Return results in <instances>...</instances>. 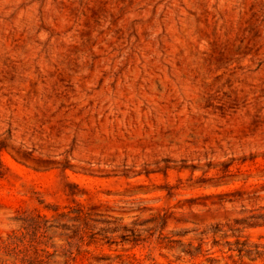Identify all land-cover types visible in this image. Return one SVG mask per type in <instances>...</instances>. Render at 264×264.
<instances>
[{"label":"rangeland","instance_id":"obj_1","mask_svg":"<svg viewBox=\"0 0 264 264\" xmlns=\"http://www.w3.org/2000/svg\"><path fill=\"white\" fill-rule=\"evenodd\" d=\"M263 214L264 0H0L1 239L264 264L227 252L264 245Z\"/></svg>","mask_w":264,"mask_h":264},{"label":"trees","instance_id":"obj_2","mask_svg":"<svg viewBox=\"0 0 264 264\" xmlns=\"http://www.w3.org/2000/svg\"><path fill=\"white\" fill-rule=\"evenodd\" d=\"M18 220L22 224L29 225L30 215L20 213ZM87 214H83L80 218L85 223L88 219ZM253 226H264V214L254 218ZM28 227V226H26ZM24 230H27L24 228ZM23 235L12 233L8 235L5 240L0 238V264H48L50 255L45 250H38L35 246L24 242ZM229 245V244H228ZM235 250L228 248L227 252L235 251L238 258H251L253 260H264V245H254L252 247L246 246L244 243L235 242ZM182 253L190 260L195 261L198 257H204L209 263L216 260L217 256L213 253L202 254L201 248H192L190 245L183 248ZM230 255L227 257L230 259Z\"/></svg>","mask_w":264,"mask_h":264}]
</instances>
